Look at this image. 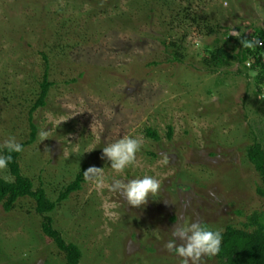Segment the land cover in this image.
Here are the masks:
<instances>
[{
    "label": "rangeland",
    "instance_id": "rangeland-1",
    "mask_svg": "<svg viewBox=\"0 0 264 264\" xmlns=\"http://www.w3.org/2000/svg\"><path fill=\"white\" fill-rule=\"evenodd\" d=\"M205 23L264 29V0H0V147L10 137L28 140L46 56L54 85L32 115L37 137L20 157L22 174L56 201L82 166L104 169L102 188L84 179L51 213L54 228L81 251L79 264H180L164 247L175 224L222 231L264 210L245 154L253 136L264 145L263 98L252 95V79L202 68L197 54L216 38L199 35ZM163 41L180 48L166 50ZM174 50L181 63L172 61ZM124 136L142 146L137 163L117 174L102 152ZM145 175L161 185L145 205L132 207L110 190L115 179ZM0 179L13 180L8 169ZM34 208L28 198L10 212L0 206V264H66Z\"/></svg>",
    "mask_w": 264,
    "mask_h": 264
},
{
    "label": "trees",
    "instance_id": "trees-1",
    "mask_svg": "<svg viewBox=\"0 0 264 264\" xmlns=\"http://www.w3.org/2000/svg\"><path fill=\"white\" fill-rule=\"evenodd\" d=\"M203 29L205 31L199 30V35L216 38L211 45H204L197 54L202 68L212 75L235 74L244 76L248 80L252 79L253 92L251 93L254 97L263 98V100H259L258 104L264 107V45L250 49L243 47L240 43L241 39L264 41V29L256 27L255 24L229 28L207 23L204 24ZM186 38L187 34H184L182 39L178 40L179 43L182 44ZM162 45L166 50L180 48L177 41H163ZM171 55L172 61L181 63L184 60V56H181L177 50H174ZM43 59L45 69L39 83V92L28 111L30 135L27 141L20 143L23 151L36 141L37 129L32 122V115L37 109L46 106L45 102L49 90L54 85L53 82L49 81L48 58L43 56ZM234 64L238 65L236 72L223 71V69ZM220 83L222 80L215 82L216 85ZM247 85L250 86L251 84ZM262 107L257 109L260 114L263 113V110L260 111ZM145 134L147 138L153 141L159 140L157 132L153 129H145ZM171 136L172 128H168L166 137L170 140ZM23 151L11 154L12 160L7 169L13 180L0 179V206L5 212H10L18 201L26 198L33 200L35 202L34 211L42 219L41 230L43 234L64 254L66 264H79L82 256L81 251L75 244L67 243L60 232L54 228L51 213L55 211L58 204L66 201L71 194L81 190L84 183L83 172L86 170V166L80 168L74 181L64 187L58 199L51 201L42 187L35 189L32 179L22 174L19 160ZM7 154L6 149L0 147V155ZM245 154L247 161L259 176L261 184L256 188V195L263 200L262 208H264V145L253 136L252 143L245 148ZM236 214L241 215L242 213L237 211ZM221 234L220 252L214 256L219 264H264V210L253 212L246 218V222L239 226L227 225Z\"/></svg>",
    "mask_w": 264,
    "mask_h": 264
},
{
    "label": "clouds",
    "instance_id": "clouds-1",
    "mask_svg": "<svg viewBox=\"0 0 264 264\" xmlns=\"http://www.w3.org/2000/svg\"><path fill=\"white\" fill-rule=\"evenodd\" d=\"M240 43L245 48L254 49L258 45H264V41L256 39H241ZM40 140L48 138V131L39 132ZM142 146V139L124 136L121 139L103 147L102 158L111 162V169L117 173H123L129 166L137 163V152ZM7 155H0V171H5L12 160V153L23 151L21 144L14 137L5 140L2 145ZM163 164L169 163V155L161 153ZM86 182H90L97 189L104 186V169L91 166L83 172ZM160 181L152 176L145 175L142 178L124 182L119 179L112 181L110 190L118 192L132 207H140L147 203L149 196H155L160 190ZM215 196L214 192L209 193ZM173 239L164 247L168 252L175 253L181 258L180 264H202L203 257H214L220 252L222 243L221 230H211L200 221L177 223L172 228Z\"/></svg>",
    "mask_w": 264,
    "mask_h": 264
}]
</instances>
